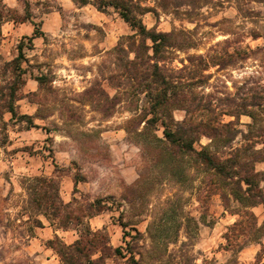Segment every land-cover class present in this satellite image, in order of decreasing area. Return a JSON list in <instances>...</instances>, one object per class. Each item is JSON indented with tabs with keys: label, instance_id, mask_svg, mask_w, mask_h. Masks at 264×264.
<instances>
[{
	"label": "rangeland",
	"instance_id": "374dc122",
	"mask_svg": "<svg viewBox=\"0 0 264 264\" xmlns=\"http://www.w3.org/2000/svg\"><path fill=\"white\" fill-rule=\"evenodd\" d=\"M132 1L149 7L139 14L147 28L176 31L187 46L169 49L164 63L210 107L193 119L227 124L194 147L220 160L236 150L242 160L260 156L251 166L263 178L264 0ZM35 27L43 36L29 48L24 37ZM133 33L114 9L92 3L0 0V264H66L61 247L88 227L98 232L81 264L99 255L98 264H264V203L234 199L235 185L191 154H167L161 119L147 122L155 114L141 62L149 58L142 49L136 57ZM243 103L256 122L239 113ZM175 107L170 117L181 121ZM34 176L57 184L61 218L33 201L25 182ZM253 192L264 200V180ZM96 199L102 211L91 221ZM119 222L128 225L124 239Z\"/></svg>",
	"mask_w": 264,
	"mask_h": 264
},
{
	"label": "trees",
	"instance_id": "16d2710c",
	"mask_svg": "<svg viewBox=\"0 0 264 264\" xmlns=\"http://www.w3.org/2000/svg\"><path fill=\"white\" fill-rule=\"evenodd\" d=\"M74 3L79 5H85L87 3H92L97 10L101 12H106L108 8L114 9L125 22L129 24L133 30V36L140 38V43L137 45L135 50L136 57L138 58L139 49L146 51V57L149 58L146 62H141L143 65H146V69L143 71L141 77L144 80H148L146 84V91L148 94L152 114L154 115L153 119L147 120V122H153L157 119H161V125L163 127V136L168 143L166 147V153L173 155L180 153L183 155L191 154L195 160L204 166L206 170H213L215 174L223 178V182L228 183L232 186L231 192L234 199L240 202L251 201L247 205L255 206L259 202L264 200L259 199V201L252 200L253 197H260L261 194H256L253 192V186L259 187L260 181L264 180V177L261 178V172L254 171V166H251L254 161H262V157L258 158H245L242 160V152L236 150L233 153L229 154V157L225 160H220L215 154H213L207 147H201L199 149L194 147V143L199 135L204 134L205 131L210 130L211 133L215 136L221 134V127L227 126V124H221L220 126H213L211 119L205 121L199 119L195 121L193 119V114L197 111H210V107L201 101L199 97L191 92L189 84L176 82L174 76H172L168 69L165 67V61L168 57L166 52L169 49H183L187 46L176 42L175 35L176 31L162 32L157 31L154 28H147L146 25L142 22V19L139 17V14H143L147 11H150L149 7L142 6L140 3H134L132 0H72ZM43 36V32L37 27L34 28L31 36H25V39H28L29 48L33 46V39L35 37ZM147 41H150V44H147ZM24 42L20 41L18 44L19 57L23 58L24 53ZM151 50V54L147 52ZM144 51V52H145ZM154 59L155 62L151 63L150 60ZM152 84V85H151ZM257 99V97H256ZM176 104L177 107L174 109H182L185 111V117L181 121L173 122L171 115V107ZM179 105V106H178ZM250 105L259 106L260 102H252ZM240 112L249 115L253 121L256 122V115L254 111L246 110L247 104L238 105ZM11 113L14 115V110L11 108ZM156 114H160L165 118H158ZM264 131V130H263ZM264 135V132L259 133V136ZM247 139L250 137H256V134L253 133L251 129L249 134L245 135ZM258 137V136H257ZM245 150L244 152H246ZM56 166V164H54ZM237 168L239 170H237ZM243 171L245 176L239 177L235 180V177L239 175V172ZM229 179V180H228ZM80 179L75 177L74 182L77 183ZM228 181V182H226ZM258 182V183H257ZM242 183L246 185L245 189H242ZM26 189L29 191V194L33 195V201L37 203V206L43 210L42 213L45 216H52L54 218L62 217L61 206L64 205L60 201L56 202V199L59 198L58 187L55 181L52 178H47L45 176H34L28 178L25 182ZM258 192L261 191L257 189ZM257 192V193H258ZM89 208H95L94 213H89L86 216H93L99 214L102 211V202L100 199H96L93 202H90ZM66 215V214H65ZM66 219L79 220L80 217L71 214L65 216ZM187 222L193 221L191 216H187ZM41 222H39L40 224ZM121 229H123V236L126 235L125 229L128 226L125 222H119ZM63 224L62 227H64ZM264 227V226H261ZM261 227H258L256 231H262ZM136 233H139L135 230ZM98 230L94 231L88 227L87 232L81 237V239L75 240L72 244H63L60 250V258L66 264H81L82 258L87 257L86 250L90 249L94 245V241L89 236H94ZM264 235V232L262 236ZM86 243L89 246H86ZM115 251L120 253L119 248H115ZM102 256L99 255L95 264L101 260ZM89 263L92 264V260L88 259ZM132 261L135 263L134 258Z\"/></svg>",
	"mask_w": 264,
	"mask_h": 264
},
{
	"label": "crops",
	"instance_id": "0c3cea01",
	"mask_svg": "<svg viewBox=\"0 0 264 264\" xmlns=\"http://www.w3.org/2000/svg\"><path fill=\"white\" fill-rule=\"evenodd\" d=\"M32 33H33V31H32ZM32 33H31V35H32ZM31 35H29V36H31ZM40 37H41V36H40ZM40 37H35V38L33 39V41L36 40V39H38V38H40ZM24 38H25V37H24ZM97 215H98V214H97ZM97 215H94L93 217H91L90 220L92 221V219H94ZM90 220H89V221H90ZM42 229L45 230L46 228L41 227V230H42ZM45 231H46V230H45ZM54 232H56V231H54ZM68 232H69V231H65V233H68Z\"/></svg>",
	"mask_w": 264,
	"mask_h": 264
}]
</instances>
